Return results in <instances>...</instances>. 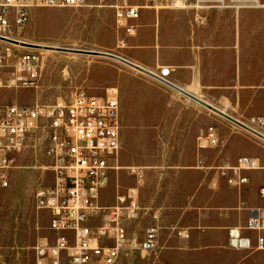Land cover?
Here are the masks:
<instances>
[{
    "label": "crops",
    "instance_id": "crops-1",
    "mask_svg": "<svg viewBox=\"0 0 264 264\" xmlns=\"http://www.w3.org/2000/svg\"><path fill=\"white\" fill-rule=\"evenodd\" d=\"M223 2L225 7L193 10L154 9L147 0H132L141 6L130 21L132 33L117 34L125 45L116 55L152 74L169 68L167 84L136 69L142 75L121 76L117 83L119 106L140 97L144 111L157 112L142 126L156 128L166 151L155 164H130L143 169L140 209L159 211L157 264H264V250L255 248L264 229L245 228L251 210L264 208V141L172 86L236 120L264 116V0ZM208 125L219 145L197 151L195 138ZM182 143L190 145L183 156L177 152ZM242 156L258 165L241 171L243 184L213 168L234 165ZM230 229L248 238L249 248L232 247Z\"/></svg>",
    "mask_w": 264,
    "mask_h": 264
},
{
    "label": "built area",
    "instance_id": "built-area-1",
    "mask_svg": "<svg viewBox=\"0 0 264 264\" xmlns=\"http://www.w3.org/2000/svg\"><path fill=\"white\" fill-rule=\"evenodd\" d=\"M154 9H209L225 7L223 0H147ZM86 0H0V42L25 50L0 52V89H30L37 86L41 75L39 49L22 45L13 33L21 29L33 7H83ZM97 6L113 10L118 31L131 34L130 24L139 15L140 5L132 0H97ZM196 20L200 21L199 17ZM118 47L125 45L117 37ZM11 60V63H8ZM168 67H160L157 74L167 84ZM242 126L264 139V116L237 120ZM237 127L247 131L238 124ZM44 133V155L51 173L49 184L34 191L35 206L49 215L50 239H38L34 246V264H118L128 237L124 222L137 219L140 212L139 188L143 184V169L127 167L134 184L117 189L109 206L101 203V193L110 180V172L120 167L117 155L120 146L118 92L108 88L103 96L75 92L69 100L32 105L0 104V186L8 184V173L15 159L27 145L33 131ZM252 134V133H250ZM253 135V134H252ZM257 137V136H256ZM259 138V137H258ZM261 139V138H259ZM261 139L262 141H264ZM35 141V140H34ZM219 137L212 125L202 128L195 138L197 151L216 147ZM197 166L205 168L200 159ZM258 167L247 156L239 157L234 165H216L221 176L246 182L241 171ZM264 198V187L259 189ZM153 224L139 239L136 234L129 240V248L141 254L156 252L159 211L151 212ZM245 228L264 229V208L251 210ZM229 244L235 248H249V239L240 236L237 229L228 231ZM256 249L264 250V235L257 236Z\"/></svg>",
    "mask_w": 264,
    "mask_h": 264
},
{
    "label": "rangeland",
    "instance_id": "rangeland-1",
    "mask_svg": "<svg viewBox=\"0 0 264 264\" xmlns=\"http://www.w3.org/2000/svg\"><path fill=\"white\" fill-rule=\"evenodd\" d=\"M86 3V6L75 8L33 7L28 10L25 25L15 31L13 37L53 47L48 48L50 52L39 51L41 75L37 86L30 89H0V104H48L58 99L69 100L79 91L99 97L111 87L119 93V77L142 75L111 58L57 49L117 53L118 30L113 10L107 6H97V0H86ZM5 49L15 52L25 50L0 42V52ZM119 103L120 146L117 165L120 168L110 172L109 184L101 193L104 206L113 203L117 189H124L134 182L127 170L131 162L155 164L159 156L166 152L156 141V128L142 126L149 114L155 117L157 112L144 111L148 106L140 97L129 98L127 104L123 100ZM42 132L41 129L32 132L26 147L17 155L8 173L7 186H0V264H34L35 242L44 237L50 239L53 235L48 228V213L37 209L34 199L35 189L51 181L48 161L43 152ZM178 147L177 152L182 156L190 151L189 144L182 143ZM168 151L171 153L172 149ZM150 215L151 210L142 208L137 219L124 222L128 243L118 264H157V252L141 254L129 248L131 236L136 234L140 239L145 229L153 223Z\"/></svg>",
    "mask_w": 264,
    "mask_h": 264
},
{
    "label": "water",
    "instance_id": "water-1",
    "mask_svg": "<svg viewBox=\"0 0 264 264\" xmlns=\"http://www.w3.org/2000/svg\"><path fill=\"white\" fill-rule=\"evenodd\" d=\"M22 45H25V46H31V47H41V46H38L36 44H31V43H25V42H21ZM56 48V47H55ZM57 49H61V50H66V51H72V52H76V53H83V54H92V55H96V56H103V57H107V58H111V59H114V60H117L129 67H132L133 69H136L142 73H145L147 75H150L152 77H154L156 80L158 81H161L159 78H157L156 76H154L152 73L146 71L145 69H143L142 67L134 64V63H131L130 61L116 55V54H113V53H109V52H104V51H95V50H86V49H76V48H60V47H57ZM176 90H178L180 93L184 94L185 96L189 97L190 99L196 101L197 103L201 104L202 106H204L205 108L209 109L210 111H212L213 113L227 119L228 121L232 122V123H235V124H238L240 125L241 127H243L244 129L248 130L250 133H252L253 135L263 139L260 135H258L257 133L251 131L250 129H247L245 128L244 126H242L236 119L230 117L228 114H226L225 112L219 110L218 108L206 103L205 101L199 99L198 97L192 95L191 93H188L178 87H175L174 85H172ZM264 140V139H263Z\"/></svg>",
    "mask_w": 264,
    "mask_h": 264
},
{
    "label": "bare ground",
    "instance_id": "bare-ground-1",
    "mask_svg": "<svg viewBox=\"0 0 264 264\" xmlns=\"http://www.w3.org/2000/svg\"><path fill=\"white\" fill-rule=\"evenodd\" d=\"M18 41H20V42H25V43H29L28 41H26V40H24V39H21V38H18L17 39ZM31 44H35V43H31ZM36 45H38V46H41V47H39L40 49H39V51H45V52H50L51 50L50 49H48V48H50V47H53V46H48V45H43V44H36ZM43 47V48H42ZM45 47V48H44Z\"/></svg>",
    "mask_w": 264,
    "mask_h": 264
}]
</instances>
